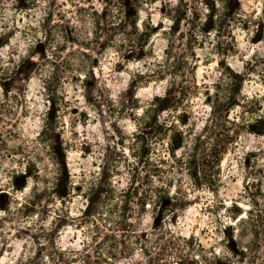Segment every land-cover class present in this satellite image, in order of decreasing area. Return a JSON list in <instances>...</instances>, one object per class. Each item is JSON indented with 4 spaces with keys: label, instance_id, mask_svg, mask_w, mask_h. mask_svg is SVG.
<instances>
[{
    "label": "rangeland",
    "instance_id": "374dc122",
    "mask_svg": "<svg viewBox=\"0 0 264 264\" xmlns=\"http://www.w3.org/2000/svg\"><path fill=\"white\" fill-rule=\"evenodd\" d=\"M28 1L6 0L0 9L1 68L7 72L2 80L11 93L18 92L21 99L11 102L15 114L7 112L4 116L8 122L6 126L18 136L12 144L32 143L45 127L48 114L51 121L56 122L57 127H52V133H56L58 144H64L62 138L69 142V146L63 145L62 153L63 163L70 174H89L98 170V165L107 167L113 163L121 172L115 179L124 185L130 177L128 165L135 164L139 161L138 156L144 153V143L135 136L146 133L151 140L155 134L158 142L149 158L163 169L164 180H171L174 184L171 191L174 193L180 181L185 184L191 180L188 173L199 154V134L205 133L210 116L207 96L216 91L219 83L228 87L225 83L230 82L232 68L238 74L235 76L237 90L261 100L262 118L250 120V129L242 131L237 142L222 156L216 192L198 187L189 191L191 205L181 209L175 204L173 210L167 212L165 228L173 229L175 234L195 235L208 252L213 250L218 255L228 254L223 234L226 225L234 228L232 238L239 237L241 228L247 232L246 240L252 238L250 227L241 225L240 220L246 219V211L252 208L250 204L254 200L247 196L250 190L257 196L258 208L264 209V0H225L221 3L223 6L229 2L233 7L241 4L244 13L254 21L246 27L234 26L237 49L225 63L212 44L196 47L198 58L193 70L197 86L180 100L176 99L179 92L170 96L166 93L170 84L167 75L159 78L147 76L149 70L156 68L151 62L165 56L168 40L163 32L172 25L161 12L160 1L151 0L145 4V0H139V26L144 20L153 25L148 30L151 44L146 47V51L152 49V53L110 47L106 25L100 34H93L94 24L88 19L84 24L78 23L85 45L74 44L75 51L81 50L89 55L76 56L82 57L81 60L73 56L71 42H62L57 33L51 35L56 31L53 30L56 19H50L47 14V0H39L31 7H28ZM92 3L102 11L103 0H92ZM66 8L72 9L70 5ZM58 49H63L58 65L66 67L67 83L63 91L67 103L58 104L56 109L54 104L48 111L53 102L44 82L53 68L48 60L56 59L53 53ZM69 61L74 65L69 66ZM85 73L88 74L86 78L83 77ZM3 92L0 85V100L4 98ZM59 120L60 124L57 123ZM44 158L47 163L46 154ZM142 165L140 161L139 166ZM12 166L14 164L7 160L0 167V184H7L9 180L3 174V168ZM29 190L27 188L26 192ZM4 200L5 197L0 196V202ZM220 202L224 205H218ZM235 204L243 214L237 220L232 219L236 213L232 209ZM69 206L76 214L81 207L80 198H75ZM209 207L212 212L208 211ZM147 209L141 227L145 230L161 220L154 208L148 205ZM30 224L27 222L24 226ZM18 231L13 230L5 241L0 264H18L26 254L28 248L25 244L29 241L17 238ZM25 232L28 236L40 234L34 229ZM84 239L83 229L71 223L62 227L57 236L58 244L65 248H81ZM233 259L223 264H242ZM144 260L145 256L137 253L131 263ZM261 263H264L263 259L258 261Z\"/></svg>",
    "mask_w": 264,
    "mask_h": 264
},
{
    "label": "trees",
    "instance_id": "16d2710c",
    "mask_svg": "<svg viewBox=\"0 0 264 264\" xmlns=\"http://www.w3.org/2000/svg\"><path fill=\"white\" fill-rule=\"evenodd\" d=\"M5 1L0 0V9ZM130 1L132 3L129 0H103L100 12L92 0H47V14L50 19H56L53 27L56 31H52L51 35L57 33L62 42H71L73 56L81 60L82 57L76 56L89 55L74 50V44L85 45L78 23L84 24L91 19L93 34H100L103 25H106L110 47L152 53V49L147 52L146 47L151 44L148 30L153 25L151 21L146 23L144 20L139 26V0ZM150 1L145 0L144 3L149 4ZM155 1L161 2L160 10L172 25L163 32L168 40L165 56L151 62V66L156 68L149 70L147 76L159 78L167 75L170 84L166 93L170 96L179 92L176 99L180 100L197 86L193 70L198 58L196 47L212 44L225 63L237 49L234 26L246 27L254 20L244 13L241 4L233 7L226 2L222 6L225 0ZM38 2L29 0L28 7ZM69 5L71 10L66 8ZM30 29L34 30L33 27ZM52 50L53 47L50 48ZM62 51L58 49L53 53L56 59L48 60L53 67L44 82V88L53 102L48 111L54 104L56 109L67 103L63 91L67 83L66 67L58 65ZM68 65L73 66L74 63L69 61ZM1 66L0 58V85L4 91V98L0 100V167L7 160L14 166L2 170L9 180L7 184H0V196L5 197L4 202H0V254L8 236L19 229L16 237L29 242L25 244L28 250L18 264H132L131 259L137 253L144 255L145 260L133 264H223L232 257L242 264H258L260 259L264 260V209L258 208V199L252 190L247 193L254 200L250 204L252 208L246 211V219L240 220L241 225L250 227L252 238L246 240L247 232L242 228L239 237L232 238L234 228L226 225L222 229L228 254L218 255L213 250L208 252L195 235L175 234L173 229L165 228L167 212L173 210L175 204H179L181 209L191 205L189 191L198 187L216 192L222 156L237 142L242 131L250 129V120L262 118L261 100L237 90L235 76L238 74L232 68L230 82L225 83L228 87L219 83L216 91L207 96L210 116L205 133L199 134V154L197 158L195 156L188 173L191 180L185 184L180 181L176 191L171 193L174 184L171 180H164L163 169L149 158L158 142L155 134L151 140L146 133L135 136L136 140L144 143V153L138 156L139 161L128 165L130 177L124 185L115 179L121 172L113 163L107 167L98 165L99 169L89 174H70L63 163L62 153L63 145L69 146V142L62 138L61 143L64 144H58L56 133H52V127L57 125L48 114L45 127L32 143L12 144L18 136L6 126L8 122L4 116L7 112L15 114L11 102L21 99L18 92L11 93L2 80L7 72ZM87 76L83 74L84 78ZM140 161L142 166H139ZM27 188H30L29 192H26ZM77 197L81 207L74 214L69 204ZM148 205L159 213L161 220L145 230L141 227ZM211 209L209 207L208 211L212 212ZM232 209L236 212L232 219L237 220L239 215H243L237 204ZM51 214L52 220L49 219ZM49 220L50 224H47ZM27 222L31 224L24 226ZM70 223L83 229L85 239L81 248H65L57 242L62 227ZM29 229L38 230L40 234L28 236L25 231Z\"/></svg>",
    "mask_w": 264,
    "mask_h": 264
}]
</instances>
